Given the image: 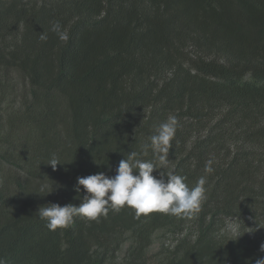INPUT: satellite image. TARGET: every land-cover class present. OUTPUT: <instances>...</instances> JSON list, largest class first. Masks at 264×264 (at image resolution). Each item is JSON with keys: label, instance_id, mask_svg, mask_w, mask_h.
<instances>
[{"label": "trees", "instance_id": "trees-1", "mask_svg": "<svg viewBox=\"0 0 264 264\" xmlns=\"http://www.w3.org/2000/svg\"><path fill=\"white\" fill-rule=\"evenodd\" d=\"M169 115L179 124L159 169L150 137ZM130 152L157 178L174 172L191 188L204 177L199 209L137 216L125 206L45 227L40 206H78L77 177L114 176ZM261 243L264 0H0V259L255 264Z\"/></svg>", "mask_w": 264, "mask_h": 264}, {"label": "clouds", "instance_id": "clouds-1", "mask_svg": "<svg viewBox=\"0 0 264 264\" xmlns=\"http://www.w3.org/2000/svg\"><path fill=\"white\" fill-rule=\"evenodd\" d=\"M50 30L61 41L66 42L69 39L59 21L52 22ZM39 38L46 41L47 33L42 32ZM178 124V118L169 115L150 137L151 147L160 164L159 169L167 166L171 141ZM147 147L148 145H144V148ZM210 163L206 165L208 172L212 171ZM58 164L61 163L55 156L47 163L53 170ZM156 169L157 165L152 161L139 159L136 152H130L127 158L119 162L114 176L99 172L77 177L75 192L79 194L81 186L84 190L78 206L71 203L64 206L48 203L40 206L36 214L46 221L45 227L48 230L55 231L58 228L70 227L74 223V217L97 220L101 216H107L109 210L119 211L125 206L134 209L137 216L159 212L187 217L196 212L204 198L205 178L200 177L195 186L189 188L184 182L185 178L174 172L161 171L158 178L153 176L152 173ZM40 191H47V194H50L54 191V186L42 185ZM260 251L264 252V243H261ZM0 264H6V261L0 259ZM255 264H264V256L257 258Z\"/></svg>", "mask_w": 264, "mask_h": 264}, {"label": "rangeland", "instance_id": "rangeland-1", "mask_svg": "<svg viewBox=\"0 0 264 264\" xmlns=\"http://www.w3.org/2000/svg\"><path fill=\"white\" fill-rule=\"evenodd\" d=\"M236 224L233 220H230L228 223H227V230L230 231V232H234L235 231V227ZM173 241V238L171 236H167L165 238V243L166 244H170L171 242ZM159 246V243L156 241L154 244L151 245L149 251L150 252H154L155 250H157Z\"/></svg>", "mask_w": 264, "mask_h": 264}]
</instances>
